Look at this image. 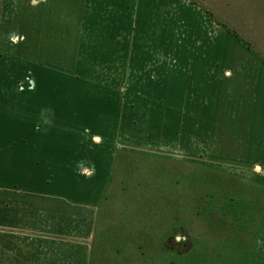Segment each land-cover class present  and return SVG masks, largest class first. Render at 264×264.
Returning <instances> with one entry per match:
<instances>
[{
    "label": "rangeland",
    "instance_id": "374dc122",
    "mask_svg": "<svg viewBox=\"0 0 264 264\" xmlns=\"http://www.w3.org/2000/svg\"><path fill=\"white\" fill-rule=\"evenodd\" d=\"M226 3L79 0L60 33L82 54L36 9L46 192L83 205L46 201V264H264V0Z\"/></svg>",
    "mask_w": 264,
    "mask_h": 264
},
{
    "label": "crops",
    "instance_id": "0c3cea01",
    "mask_svg": "<svg viewBox=\"0 0 264 264\" xmlns=\"http://www.w3.org/2000/svg\"><path fill=\"white\" fill-rule=\"evenodd\" d=\"M28 1L15 0L0 27V264H46V201L83 206L46 192L48 159L60 155L46 142V15L36 14L46 5L50 16H60L61 30L49 35L65 53L82 54V47L68 44L70 34L60 33L79 0Z\"/></svg>",
    "mask_w": 264,
    "mask_h": 264
},
{
    "label": "trees",
    "instance_id": "16d2710c",
    "mask_svg": "<svg viewBox=\"0 0 264 264\" xmlns=\"http://www.w3.org/2000/svg\"><path fill=\"white\" fill-rule=\"evenodd\" d=\"M0 11H1V3H0ZM103 200H105V198H104ZM103 200H102V202H103ZM100 205H101V204H100ZM100 205H99V206H100ZM95 227H96V226H95ZM169 238H170V239H169V241H168V244H165L166 249H167L168 251L174 253V254H177V255H179V256H183L185 251H182V250H180L179 248L182 247V246H186V243H179V244H177V243L174 241V237H173V236H171V237H169Z\"/></svg>",
    "mask_w": 264,
    "mask_h": 264
},
{
    "label": "clouds",
    "instance_id": "9594fccd",
    "mask_svg": "<svg viewBox=\"0 0 264 264\" xmlns=\"http://www.w3.org/2000/svg\"><path fill=\"white\" fill-rule=\"evenodd\" d=\"M181 240H182V237H181L180 235H176V237H175V242H176L177 244H179V243L181 242Z\"/></svg>",
    "mask_w": 264,
    "mask_h": 264
}]
</instances>
